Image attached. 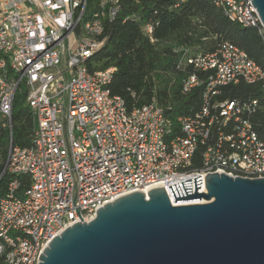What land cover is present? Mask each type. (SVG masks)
<instances>
[{
	"label": "built area",
	"instance_id": "1",
	"mask_svg": "<svg viewBox=\"0 0 264 264\" xmlns=\"http://www.w3.org/2000/svg\"><path fill=\"white\" fill-rule=\"evenodd\" d=\"M213 1L229 21L255 27L264 37L249 0ZM115 2L108 1L109 18L116 14ZM86 5L87 0H0V118L10 129L14 94L23 83L35 123L30 146L10 142L2 168V174L29 178L21 194L12 179L0 199V255L7 264H37L50 240L123 195L162 187L176 205L168 186L190 179L193 194L196 176L198 193L206 192L205 177L212 173L264 177V139L249 119L258 101L217 98L221 86L264 81L259 65L229 42L207 53L178 49L180 62L193 68L181 92L201 86V106L179 117L173 130L155 101L128 110L120 96L110 94L113 68L88 72L87 59L105 43L107 6L103 1L86 16ZM145 31L151 35L152 26ZM197 155L199 165L192 167Z\"/></svg>",
	"mask_w": 264,
	"mask_h": 264
},
{
	"label": "trees",
	"instance_id": "2",
	"mask_svg": "<svg viewBox=\"0 0 264 264\" xmlns=\"http://www.w3.org/2000/svg\"><path fill=\"white\" fill-rule=\"evenodd\" d=\"M103 1L107 6L102 16L105 43L87 59L88 72L113 68L106 86L110 94L120 96L128 110L155 101L165 108L173 130L179 117L192 115L201 106V86L186 94L181 92L182 80L193 68L180 62L178 49L207 53L229 42L264 70V37L255 27L229 21L213 0H116L113 18L105 13L109 0H87L86 16L98 11ZM147 24L152 26L151 35L145 31ZM219 90L218 99L258 101L259 107L249 119L258 137L264 139V81H239ZM26 94L25 85L20 83L12 102L10 129L0 118V173L10 142L19 147L31 144L35 123L25 102ZM198 161L197 155L192 167L198 166ZM14 178L19 183L18 194L28 187L26 175L3 173L0 199ZM0 264H7L4 255H0Z\"/></svg>",
	"mask_w": 264,
	"mask_h": 264
},
{
	"label": "water",
	"instance_id": "3",
	"mask_svg": "<svg viewBox=\"0 0 264 264\" xmlns=\"http://www.w3.org/2000/svg\"><path fill=\"white\" fill-rule=\"evenodd\" d=\"M264 28V0H249ZM2 174V171L0 175ZM116 198L49 241L37 264H264V177L212 173Z\"/></svg>",
	"mask_w": 264,
	"mask_h": 264
},
{
	"label": "bare ground",
	"instance_id": "4",
	"mask_svg": "<svg viewBox=\"0 0 264 264\" xmlns=\"http://www.w3.org/2000/svg\"><path fill=\"white\" fill-rule=\"evenodd\" d=\"M173 203L177 204V205H184V204H190L191 201L186 200V201H174L173 199Z\"/></svg>",
	"mask_w": 264,
	"mask_h": 264
},
{
	"label": "rangeland",
	"instance_id": "5",
	"mask_svg": "<svg viewBox=\"0 0 264 264\" xmlns=\"http://www.w3.org/2000/svg\"><path fill=\"white\" fill-rule=\"evenodd\" d=\"M70 39H71V48L75 49V43L73 37L71 36Z\"/></svg>",
	"mask_w": 264,
	"mask_h": 264
}]
</instances>
